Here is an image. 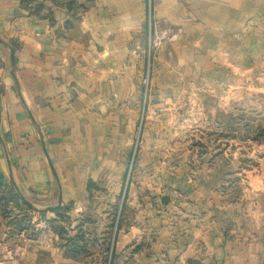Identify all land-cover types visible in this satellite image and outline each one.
<instances>
[{
	"label": "crops",
	"instance_id": "obj_1",
	"mask_svg": "<svg viewBox=\"0 0 264 264\" xmlns=\"http://www.w3.org/2000/svg\"><path fill=\"white\" fill-rule=\"evenodd\" d=\"M167 79L196 84L200 127L261 108L264 0H0V264H264L263 173L184 171L127 231L113 198L86 216L101 173L120 197V128Z\"/></svg>",
	"mask_w": 264,
	"mask_h": 264
},
{
	"label": "rangeland",
	"instance_id": "obj_2",
	"mask_svg": "<svg viewBox=\"0 0 264 264\" xmlns=\"http://www.w3.org/2000/svg\"><path fill=\"white\" fill-rule=\"evenodd\" d=\"M155 37V45L152 42L148 48L151 58L160 49L159 34ZM165 83V89L161 92L157 89L152 92L151 108L148 98L137 107L136 128L133 136L130 127L129 141L128 128H120V135L123 134L119 144L120 197L117 200L115 191L106 189L112 177L101 173L96 182L101 189L95 192L94 201L90 200L88 205L86 216L89 218L104 215L107 208H101L100 204L105 205L112 198L115 204H119V222L123 224V231H127L130 224L138 227L145 216L158 218L165 201H179L176 191L184 171L194 182L196 170L243 171L253 175L249 177L250 182L246 180L244 183L242 179L243 185L248 188L256 184L253 178L255 174H264V92L257 95L263 104L261 108L249 106L243 109L240 105H233L226 114L215 115V125L209 123L200 127L197 123L199 112L193 108L194 95L191 90L196 84L191 79H185L186 94L179 99L174 82L167 79ZM179 102L184 106L183 110H177L180 108ZM225 116L228 118L226 125L219 127ZM106 162L103 160L102 164ZM89 168L96 170L99 167L91 162ZM103 170H106V165ZM229 181L235 187L242 184L239 176ZM240 191L232 194L235 199L247 193L242 189ZM90 228L89 225L86 227L88 230Z\"/></svg>",
	"mask_w": 264,
	"mask_h": 264
}]
</instances>
